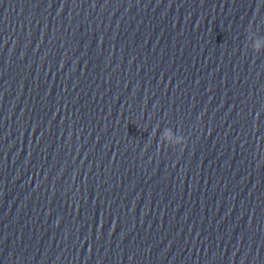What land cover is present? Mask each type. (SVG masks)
Wrapping results in <instances>:
<instances>
[{"label":"clouds","instance_id":"1","mask_svg":"<svg viewBox=\"0 0 264 264\" xmlns=\"http://www.w3.org/2000/svg\"><path fill=\"white\" fill-rule=\"evenodd\" d=\"M258 47V46H257Z\"/></svg>","mask_w":264,"mask_h":264}]
</instances>
